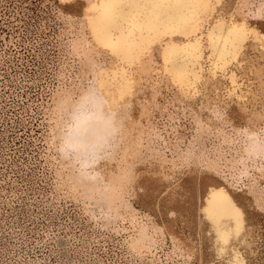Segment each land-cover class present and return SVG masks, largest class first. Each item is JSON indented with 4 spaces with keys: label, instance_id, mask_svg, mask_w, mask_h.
<instances>
[{
    "label": "bare ground",
    "instance_id": "bare-ground-1",
    "mask_svg": "<svg viewBox=\"0 0 264 264\" xmlns=\"http://www.w3.org/2000/svg\"><path fill=\"white\" fill-rule=\"evenodd\" d=\"M42 1L53 11L34 30L46 97L24 107L13 126L7 113L0 118V264H112L101 255L108 251L99 234L117 239L125 264H226L233 248L250 264L264 259V84L255 53L245 70L232 69L243 99L229 96L231 73L213 85L229 97L226 107L209 106L203 96L185 99L164 80L138 85L111 111L97 90V69L115 74L119 66L83 18L92 0ZM230 14L260 28L264 0H233ZM49 17L58 22L56 56L50 36L40 39ZM153 51L162 66L160 49ZM154 110L174 123L166 136L152 122ZM180 114L188 136L178 132ZM35 128L39 134L15 148L19 132ZM211 136L217 144L208 146ZM210 190H223L244 213L241 236L223 256L202 213ZM16 204L27 210L23 227ZM224 224L236 228L235 221ZM248 238L253 247L245 249Z\"/></svg>",
    "mask_w": 264,
    "mask_h": 264
},
{
    "label": "snow or ice",
    "instance_id": "snow-or-ice-1",
    "mask_svg": "<svg viewBox=\"0 0 264 264\" xmlns=\"http://www.w3.org/2000/svg\"><path fill=\"white\" fill-rule=\"evenodd\" d=\"M233 0H92L83 7V18L93 31L110 63L119 70L97 69V90L111 111H116L135 88L154 81L170 80L183 98L203 96L209 106L215 101L226 107L229 97L221 98L216 80L231 73L232 99L239 95L238 77L233 67L245 70L250 57L260 63L258 75L264 84V26L237 21L230 14ZM176 37H182L176 42ZM162 53L157 66L154 48ZM203 218L216 228L221 241L219 255L227 251L231 238L241 236L244 213L223 190H210ZM235 221L230 231L225 221ZM252 238L245 249L253 247ZM264 246V229L261 233ZM226 264H250L235 248ZM255 255V253H253ZM264 264V259L257 262Z\"/></svg>",
    "mask_w": 264,
    "mask_h": 264
},
{
    "label": "built area",
    "instance_id": "built-area-1",
    "mask_svg": "<svg viewBox=\"0 0 264 264\" xmlns=\"http://www.w3.org/2000/svg\"><path fill=\"white\" fill-rule=\"evenodd\" d=\"M22 2L0 0V118L1 114L7 113L11 126L25 117L24 107L30 104L35 108L47 94L42 92L41 86L44 82L40 73V47L34 33L36 25L31 15L27 16V21L21 19ZM25 6L28 7L26 3ZM32 136L36 134L20 131L17 148Z\"/></svg>",
    "mask_w": 264,
    "mask_h": 264
},
{
    "label": "rangeland",
    "instance_id": "rangeland-1",
    "mask_svg": "<svg viewBox=\"0 0 264 264\" xmlns=\"http://www.w3.org/2000/svg\"><path fill=\"white\" fill-rule=\"evenodd\" d=\"M25 3L28 5V7H26L25 6ZM43 4H45L46 5V8L43 6ZM21 10L23 11V13L25 14V19L23 18V16H24V14L22 13V15H21V19L24 21H27V16L28 15H31V18H32V20L34 21V23H39V22H41V20L44 18V17H46V16H48V14H49V11H50V13L52 14V12L53 11H51V8H50V6L47 4V3H44L42 0H23V2H22V7H21ZM46 10H48V12H47V14H46ZM47 19V30L46 31H44L46 34H43V35H41L40 37V39L41 40H46V36H50V38H51V40H52V43H53V47H52V44L51 45H49L48 46V48H50L51 50H50V53H53V56L55 55H57V51L58 50H56V48H54L55 47V45H56V35H57V33H58V22H57V20H56V22H57V24L55 23V21H53L52 20V22L50 23L48 20L50 19V17L49 18H46ZM38 39V38H37ZM37 42H38V44H39V41L37 40ZM40 45V44H39ZM43 69H41V71H42ZM28 111V110H27ZM151 116H152V122H153V124L159 129V130H162V133H163V136L165 135L166 136V134H165V131H166V129H168V127H167V125L168 126H170V125H172V124H174L173 122H170L169 121V118L167 117V116H163V115H161L160 113H159V111L158 110H154L153 112H152V114H151ZM181 116V117H180ZM179 117H180V120H178V121H176V123L178 124L179 123V127H178V132L180 133V134H187V131H188V122H186V120L182 117V115L180 114L179 115ZM182 118V119H181ZM187 129V130H186ZM18 130V129H17ZM30 130V129H29ZM29 130H28V132H29ZM21 131H23V130H21ZM36 130H34V132H35ZM9 132H11V133H15L14 131H9ZM16 134V133H15ZM35 134H37V131L35 132ZM38 134H39V130H38ZM187 136H188V134H187ZM36 138V137H35ZM37 139V138H36ZM32 140H35V139H32ZM16 141L17 140H15L14 141V143H16ZM213 143H216L217 144V140L215 139V137H213V136H211V138L209 139V140H207V145L208 146H210V145H212ZM17 144V143H16ZM16 144H15V146H16ZM0 145H1V143H0ZM14 148V147H13ZM15 148H17V147H15ZM46 199H48V201H49V198L50 197H45ZM19 209V221H20V226L21 227H23V219H24V217L25 218H28V216H27V210L25 209V208H22V209H20L19 207H18V205L16 204V208H15V210H18ZM16 213V212H15ZM37 213V212H36ZM46 213V212H45ZM61 213V212H60ZM73 213V212H72ZM46 216H48V214L46 213L45 214ZM62 216H64V214H62ZM18 224V225H19ZM30 228H32L31 226H29ZM34 228L35 227H33V230H34ZM36 229H38L39 231H40V229L39 228H37V226H36ZM17 230H23V229H21V228H18ZM37 231V230H36ZM5 234V233H4ZM20 235V239H21V235L22 234H19ZM12 235L11 234H9V233H7L6 234V236H5V238H6V240L7 241H9V242H12L13 243V241L9 238V237H11ZM35 235H29V237H34ZM99 239V241L101 242L100 243V246H105V248H106V251H108L106 254L105 253H103L102 251H101V255H102V257L106 260V259H108L112 264H122L121 262H124L123 264H125L126 262H125V260L123 259V257H120V255H119V251L117 250V239L116 238H107L104 234H99V237H98ZM29 239V238H28ZM1 242H5V240L3 239V241L1 240ZM260 251L262 252V248H260ZM260 252V253H261ZM107 261V260H106Z\"/></svg>",
    "mask_w": 264,
    "mask_h": 264
}]
</instances>
